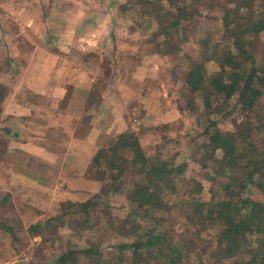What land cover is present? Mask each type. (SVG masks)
<instances>
[{
  "label": "trees",
  "instance_id": "16d2710c",
  "mask_svg": "<svg viewBox=\"0 0 264 264\" xmlns=\"http://www.w3.org/2000/svg\"><path fill=\"white\" fill-rule=\"evenodd\" d=\"M57 1L35 0L40 16L47 13L48 32L55 30L49 22ZM190 1L201 2L208 14L183 12ZM117 12L148 38L146 54L177 59L168 92L181 130L172 136L170 120L151 122L158 134L146 152L127 123L99 145L88 160L99 190L66 204L86 221L96 207L93 217L101 224L83 227L90 238L85 245L60 247L38 264H264V0H123ZM11 53L0 36V57L7 58L0 66V107L6 72L17 60ZM149 100L148 106L129 104L139 105L145 122L161 106L160 99ZM184 115L192 117L188 125ZM188 161L201 177L186 175ZM37 225L28 228L39 232ZM99 235L103 248L94 240Z\"/></svg>",
  "mask_w": 264,
  "mask_h": 264
},
{
  "label": "crops",
  "instance_id": "0c3cea01",
  "mask_svg": "<svg viewBox=\"0 0 264 264\" xmlns=\"http://www.w3.org/2000/svg\"><path fill=\"white\" fill-rule=\"evenodd\" d=\"M61 1H57L59 5ZM60 9L54 11L55 18L49 22L58 32L47 31V13H43L45 16L38 15L43 24L41 32H25L19 43L9 41L11 54L17 60H12L6 72L8 91L0 107V122L10 120L0 127V135L6 137L0 138L6 139V144L0 142V264H13L16 260L26 263L20 257L23 247L17 245L33 243L39 237L40 231L28 227L35 222L40 224L39 230L43 227L54 210L45 205L48 200L51 203L53 196L58 194L53 200L54 205H59L70 197L84 199L99 190L100 182L84 173L88 160L99 145L107 142L103 135L112 138L126 125L130 126L125 114L130 99L141 101L143 94L150 99V90L134 89L131 85L134 78L137 84H143L147 58L157 54L154 59L160 60L161 66L163 55H148L142 50L144 53L135 64L126 67L128 75L134 78H101L99 55L103 52L130 57L128 54L139 50L131 40H125V32H115L119 7L113 10L116 18L107 22L105 18L102 26L114 28L113 32H100L99 22L88 20L85 15L73 25L75 32H64L67 18L62 17ZM60 19L63 24L55 26ZM126 48L127 52L122 51ZM116 66L125 69L122 63ZM168 89L159 90L161 106L157 111L165 100L162 93L168 97ZM137 121L141 122L139 118ZM158 121L169 119L161 117ZM68 189L77 190L76 196L66 195Z\"/></svg>",
  "mask_w": 264,
  "mask_h": 264
},
{
  "label": "rangeland",
  "instance_id": "374dc122",
  "mask_svg": "<svg viewBox=\"0 0 264 264\" xmlns=\"http://www.w3.org/2000/svg\"><path fill=\"white\" fill-rule=\"evenodd\" d=\"M20 1L21 0H16L15 2H11V0H0V8L2 9V12L4 13L7 12V15L5 17L0 16V36L7 38L8 41L12 39L14 41V44L17 42L18 43L22 42V39H24L25 32H41V28H43L42 21L40 17L38 16L40 15V12H39V9L41 8V6L39 5L40 2L35 3V0H33L32 5L30 6L31 8L28 10L27 7H24L25 5L24 6L18 5ZM41 1L44 3L48 2V0H41ZM171 2L173 3L175 2V0H171ZM60 4L61 5L59 6V8H61L60 10L62 11V17L67 18L66 19L67 25H66L64 32H75L76 30L73 27V25L76 24L77 20H83L81 18L84 15L86 16L85 18L89 17L88 20L96 19L99 22L97 29L100 32H108V31L113 32L114 28L109 29V28H106V26L104 28L102 27L105 21V18H106V22L108 19L110 20L111 18L115 19L116 15H114V12H113L115 7H119V9L123 8V0H99V1H96V0L95 1L93 0H62ZM39 6L40 8H38ZM196 9H198V11L201 12V14H205V15L208 14V10L203 6L201 2L196 1L194 3L193 1H190V2H187L186 4H182V11L185 13H191L193 10H196ZM88 12L89 14H87ZM116 21L114 24L115 25L114 27L116 30L115 32H121L122 34L125 32L124 33L126 34L125 40L126 41L131 40L134 46H137V48L139 47V50L137 49V51H133L131 54H128V55H131L130 57L126 55L123 56V53H121L122 54L121 56L115 57L111 53L106 54L103 52V54L99 55L100 57L99 65L102 66V68L99 66L100 67L99 75L101 76V78L102 76L103 78H106V76L109 75L110 79L111 77H113L116 80L119 78L121 79L124 78L128 81L130 78L132 79L135 76L131 77V74L128 75L126 67L133 66L135 64V61L139 59V56L143 55L144 53L143 51H145L144 48L150 43V41L149 42L147 41L148 38L143 33L141 35H139L138 33L136 34V32H141V30L137 28L135 23L131 21H124L120 19L119 17ZM78 22L80 23L81 21H78ZM55 24H56L55 26H59V25H62L63 22L56 21ZM207 24L210 29V28H214V26L216 25V22L207 20ZM52 29H55V28H52ZM58 31H59L58 29L53 30V32H58ZM145 32H148V31H145ZM122 46H125V45H122ZM124 50H126L127 52V48L123 49L122 51ZM173 56L174 55L161 56V66L160 67L158 66L160 63V60L156 62L154 59V57H157V54L151 56L150 58H147L148 68L146 70L145 69L143 70L144 73L146 72V74H143L146 78L143 80V84H142V81L140 84H137L134 81L135 78L133 80L130 79L131 85H133V88L136 89V88L142 87L146 91L150 90L152 93H148V96L150 98L159 99V93H158L159 90H161L162 92H166L168 85L171 86L175 78V72L179 70V68L175 64L177 59L174 58L175 59L174 60ZM6 60L7 58L5 56L0 57V66H5ZM150 60H152L153 62H151ZM121 63L123 64L125 69L123 68L119 69L118 66L114 67L115 65H121ZM101 83H103V80L101 81ZM173 84H175V82ZM157 88H158V91H156ZM165 94L166 93H162V96H164L166 100L169 97V93H168V97ZM143 95L141 96L143 97V99L141 98L143 105L144 106L150 105L149 104L150 100H147L146 98H144L145 96ZM135 98H137V96ZM118 100L121 101L120 97ZM138 100L139 99L137 98L134 100V102ZM165 100H164V103H162L161 109L157 111L158 114L154 116L152 121L145 122L140 117V114L137 111L139 110V105H137L136 107L132 109L129 107V105H126L125 107V114L127 115V120L130 121L132 124V125L130 124V127L138 133L143 149L146 152L152 151L156 143V140H157L156 134H158L157 133L158 131L152 130V128L150 127L151 122L158 123L159 122L158 120L161 117L165 118V120L169 119L170 121L168 122L167 130H169L172 136H174L175 134L178 135V133H180L179 131L181 130V127L179 124L181 120L180 113H176L173 111L171 112L169 106H172V103L171 101H169V99L167 101ZM132 101L133 99H130L129 102L131 103ZM89 103L90 102L87 101L86 106H88ZM119 103H122V102H119ZM151 106L153 107L154 105H151ZM193 106H194V103L192 101L188 102V108H192ZM159 113H164V115L159 116ZM186 116L184 115L182 117L183 124L188 125L192 117L190 115H189L190 118ZM132 118L134 120H132ZM136 118L137 120L139 118L141 122L139 123L136 120ZM8 122H10V120L0 122V127L4 124H7ZM141 123H142V126L140 125ZM13 127L15 128V126ZM103 137L105 138L107 142H110L113 139V137L108 138V137H105L104 135ZM0 138H6V137H2L0 135ZM7 139L10 140L11 138L7 137ZM2 141H4L6 144V139H0V142ZM190 144L191 145H188L185 148L181 147L184 150H186V154L191 152L194 147L193 141H191ZM0 147H1V143H0ZM183 157H184V154L180 156V158H183ZM180 160H187V159H180ZM80 163L81 162L78 161V165H80ZM188 163L189 165L187 166V169H186V175L190 174L191 172H193L194 175L197 177H201L203 175L202 170H199L198 168L191 166L192 162L188 161ZM84 173L87 175V177L94 178L93 173L91 172V168L90 167L88 168V165L85 168ZM76 194H77V190H74V189H68L66 193V195H69V196H76ZM91 194H88V197ZM57 197H58V194L55 195V198L54 196L52 197L51 203H49V200H48V202L45 204L47 205V207L50 206V208L54 210L51 216L47 217L44 224L42 225L43 227L40 229L39 237H37V239L33 243H31L30 241V243L20 244L19 246L17 245V247L19 248L23 247L22 249L23 252L20 255V257L25 258L26 260L25 264H28V262H30L29 264H38L39 262H42V261H46V260L49 261V259H52L57 254V250L60 247H63L65 245L66 246L67 245H72V246L73 245H79V246L85 245L86 240L89 238V235H87V233L83 231V227L89 226V224H92V225L101 224L100 222L98 224L96 223V217H97L96 215H95L96 217H93L94 211L95 209H97L96 207L90 208L91 210L90 216L92 217L90 221L85 220V218H87L88 216L85 217L84 212L83 213H79V212L70 213L71 207H68L66 203L68 201H72L76 199L77 200H83V199L70 197L72 198L71 200L67 199L66 201H63L60 204L58 203L59 205H54L53 199L56 200ZM172 199L175 200V197H173ZM68 216H71V217H68ZM75 216H77V218ZM3 221L6 222L7 219H4ZM94 240L97 245H101L103 242V238L100 235L96 236ZM101 246H102L101 248H103V245Z\"/></svg>",
  "mask_w": 264,
  "mask_h": 264
},
{
  "label": "water",
  "instance_id": "95a60500",
  "mask_svg": "<svg viewBox=\"0 0 264 264\" xmlns=\"http://www.w3.org/2000/svg\"><path fill=\"white\" fill-rule=\"evenodd\" d=\"M21 262H22V260H16L13 264H19Z\"/></svg>",
  "mask_w": 264,
  "mask_h": 264
}]
</instances>
